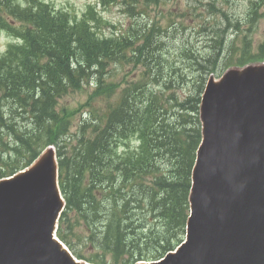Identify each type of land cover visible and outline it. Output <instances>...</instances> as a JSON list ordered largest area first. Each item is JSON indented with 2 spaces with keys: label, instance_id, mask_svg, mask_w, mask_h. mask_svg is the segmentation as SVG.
Returning <instances> with one entry per match:
<instances>
[{
  "label": "trees",
  "instance_id": "obj_1",
  "mask_svg": "<svg viewBox=\"0 0 264 264\" xmlns=\"http://www.w3.org/2000/svg\"><path fill=\"white\" fill-rule=\"evenodd\" d=\"M100 1L103 6L117 2ZM119 1L134 15L139 4L155 0ZM251 13L250 24L264 15L257 6ZM103 23L92 7L76 17L66 10L53 11L40 0H0V29L22 39L0 56V177L27 165L45 143L66 134L67 114L55 107L68 90L99 74L96 93L114 91L119 85L102 78L109 65H141L136 80L105 104L96 122L84 123L90 135L80 138L73 159H66L78 182L71 183L69 203L88 229L101 223L90 231V240L114 262L132 264L161 256L182 237L199 141L196 110L202 72L218 64L223 36L212 33L207 56L184 45L185 68L197 74L192 90L179 96L177 89L187 76L154 53L160 30L155 24L104 36ZM242 32L237 28L238 35ZM249 43L243 35L241 52L229 54L225 65H231L232 57L237 65L264 57V44L252 54ZM24 112L26 122L20 123ZM144 215V220L138 218Z\"/></svg>",
  "mask_w": 264,
  "mask_h": 264
},
{
  "label": "water",
  "instance_id": "obj_2",
  "mask_svg": "<svg viewBox=\"0 0 264 264\" xmlns=\"http://www.w3.org/2000/svg\"><path fill=\"white\" fill-rule=\"evenodd\" d=\"M203 141L192 169L187 239L153 264H264V67L209 81ZM51 157L0 182V264L75 263L52 241L59 205L34 204L53 179ZM44 250L40 258L37 251Z\"/></svg>",
  "mask_w": 264,
  "mask_h": 264
},
{
  "label": "rangeland",
  "instance_id": "obj_3",
  "mask_svg": "<svg viewBox=\"0 0 264 264\" xmlns=\"http://www.w3.org/2000/svg\"><path fill=\"white\" fill-rule=\"evenodd\" d=\"M53 3V5L57 7H64L69 8L71 11H77L80 12L82 9H84L85 5L88 3L94 2V0H48ZM208 4H213L216 7H221L225 9L224 12H226L230 18H241V27L243 32L238 35L236 31V38H233V34L235 29L233 27L226 28L223 35V45H224V52L221 54V56H225L227 53V49L231 44L233 46H237L238 44L241 45L242 37L243 35H248V37L251 40V45L253 48H255L256 44H258L260 41L264 39V17L259 18L255 25L253 26V29L251 31H247V29L250 28V25L246 23V15L245 12L247 10V4L248 0H160V3L158 6H156L153 9V12H151L150 19H155L157 22H162L160 16H155L157 9L162 11V13H165L166 10L173 9L177 14H180L182 12L189 13L190 17L187 19L184 15H180L179 17H175L174 23L175 24H181L185 27L183 29L179 25H175L173 28H175L176 31L174 32L172 27H169L167 32L162 31L159 34V42L163 44V48L159 51L161 53H165L169 58L175 59L176 64L179 65L181 68L185 66L186 61L185 59L180 60L178 58V50L181 48L182 42H184L185 38L182 37V32H185V35L187 37H190L192 42L195 43L196 48L201 52L202 55H208L210 54L209 50L206 48L207 45H209L210 39L209 36L212 34L208 31L204 30V21H199L200 18L195 17L194 14L198 12H202L203 16H206L207 19L212 20V15H208L206 12L209 7ZM195 8L196 11H193L191 9ZM97 9L102 13L105 20H107L108 25L104 28V31L106 33H110L112 31L118 32V29H121L124 31L130 24L135 25V21L132 18H128V16L121 11V5L115 4L110 5L107 8L102 9L101 7H97ZM210 24H213L211 21H209ZM214 22V21H213ZM198 25L201 27L197 28L199 31V35L196 33L195 25ZM115 26V29L111 26ZM166 24H161V27L166 28ZM230 38L231 40L234 39L232 42H228L227 39ZM7 41V38L4 35H0V50L5 46V43ZM239 45V46H240ZM222 67V66H221ZM219 70V75L222 68H217ZM184 71L190 75L189 71L187 69H184ZM115 73L116 77L115 79H120L121 76L125 73L122 69H115L114 67H110L109 73H107L105 76L106 80L111 79V74ZM135 73H133L134 75ZM216 75V76H217ZM190 88V84L187 87L182 88V92L179 90V94L182 95L183 93L187 92ZM91 90V86L84 85L83 89L81 91H72L66 96H64L60 100V105L66 106L67 108H76L79 107V110L86 112H90L93 115H96L95 110L93 109H100L102 108L106 103V98H99L95 99L93 102H89V92ZM92 106V107H91ZM77 112L70 121V132L73 133L77 127L80 120L81 115L84 117V114ZM80 220V219H79ZM81 221V220H80ZM82 236L81 231H75L73 235H69L70 240L73 244V249L76 250V252L81 253L82 255L88 257H94L92 255H95V250L88 245L83 239L79 240L77 236ZM101 254V253H100ZM110 256H105V261L109 262Z\"/></svg>",
  "mask_w": 264,
  "mask_h": 264
}]
</instances>
